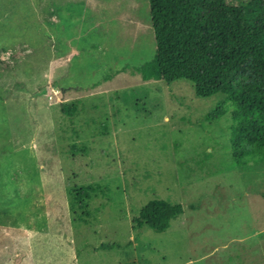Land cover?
<instances>
[{
	"label": "rangeland",
	"instance_id": "1",
	"mask_svg": "<svg viewBox=\"0 0 264 264\" xmlns=\"http://www.w3.org/2000/svg\"><path fill=\"white\" fill-rule=\"evenodd\" d=\"M155 48L148 0H0V264H264V150L233 157L225 97L102 80ZM73 184L102 188L87 224ZM153 198L182 215L133 231Z\"/></svg>",
	"mask_w": 264,
	"mask_h": 264
},
{
	"label": "trees",
	"instance_id": "2",
	"mask_svg": "<svg viewBox=\"0 0 264 264\" xmlns=\"http://www.w3.org/2000/svg\"><path fill=\"white\" fill-rule=\"evenodd\" d=\"M148 3L154 54L141 65H124L104 75L102 80L108 81L129 69L144 82L185 80L198 96L221 94L229 103H219L214 114H230L233 157L240 159L263 151L264 0H148ZM233 32L238 34L233 36ZM138 107L136 102V111H143ZM59 109L61 114L71 117L76 105L62 102ZM70 150L84 152L85 148L73 144ZM99 192L102 188L97 184L67 185L74 221L88 223V202ZM182 213L180 204L153 198L133 217V231L148 228L163 232ZM120 248L116 243L97 249Z\"/></svg>",
	"mask_w": 264,
	"mask_h": 264
}]
</instances>
